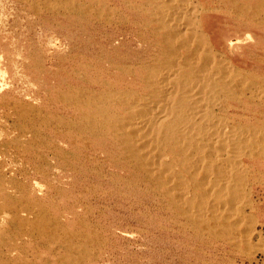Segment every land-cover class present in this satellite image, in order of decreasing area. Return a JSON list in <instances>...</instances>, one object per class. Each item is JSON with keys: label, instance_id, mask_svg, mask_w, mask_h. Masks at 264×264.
Segmentation results:
<instances>
[{"label": "rangeland", "instance_id": "374dc122", "mask_svg": "<svg viewBox=\"0 0 264 264\" xmlns=\"http://www.w3.org/2000/svg\"><path fill=\"white\" fill-rule=\"evenodd\" d=\"M71 1L74 6H78H75L74 8L73 6L71 7L70 0H0V190H2L0 191V232H3L0 233V261L5 259L3 254L8 246L15 245L16 248L13 256L18 262H16L17 264H33L34 262L32 237L29 235L31 224L29 223L28 225L20 226L18 222L13 221L12 217L19 214L22 218H26L24 216H27L26 220L29 218V222L34 221V223H36L38 220L42 223L44 222V225L46 223L45 227H49V223L50 226L58 223V226H53L56 227L52 228L53 230L62 231L68 226L69 228H67V230H70V228L74 230L69 231L72 236V240L70 239L71 241H74L77 236V234H74L75 231H77L76 233L79 235L83 234L81 235L82 237L79 235V237H76L78 241L76 242L75 239L74 242H80L81 244L79 243L80 245L77 244V246L75 243V247L80 248L81 246L83 252L86 250L85 252L87 253H84L88 254L90 252L91 256L89 255V257L80 258L81 260H78L80 264H264L263 153L259 156L258 154H255L254 158L247 163V169H245L247 175L244 172V177L245 175L246 177L242 191L245 194L243 195L242 193V198L238 203L239 206H242L243 210L241 213L239 212L240 216H242L240 219L242 221L239 223L241 225H239L240 229L238 228V230H236L237 225L235 227L234 224L233 233L231 231L223 230V228L218 225L217 227L221 228H216V224H212V226L214 225V228L218 231L221 230L222 234L220 231L218 232L212 227H209L211 230L203 228L204 231L201 229L202 227H198L199 230H196L193 226L189 227V224L185 222L186 220L182 217L180 218L173 208L163 204L164 198L158 191H156V189L149 187L150 185L147 182H144L143 185H136L135 180L131 181L132 177L130 178V181H126V183L119 180L114 183L115 185L110 186L97 183L95 188H92L87 195L82 194V192L79 193L76 189L71 191L63 190L60 192L52 191V184L61 186L62 183L60 184L58 180H54V178L46 173L48 170L46 148L53 142V140H55V128L63 123L58 119V116L62 111L60 93H72L74 87L70 84L74 86L79 85L73 83L76 80V76L81 82L83 75L85 77L86 73H90L92 69L94 71V67L99 66L97 65V62H95V60H98L96 55H101L103 53V43H105L107 36L117 34L118 29H116L115 23L118 20L120 13L122 11L128 13V10L121 9L120 7L124 6L125 2L130 4V2L135 3L143 0H121L122 2L120 0ZM83 1L87 3L82 4ZM75 2H78V4ZM198 3L200 7L204 4V6L208 8L207 19L209 21L210 34L212 37V45H210L212 46L210 47L212 48V55L216 56L215 60L218 61L217 63L220 65H226L227 62L229 63L224 66V69H226L224 71L225 73L228 71V74H223L227 76H225V78L228 80L230 79L231 81L228 87L230 89L234 88L230 90L227 87V89L224 88L221 93L219 92V95L216 97L218 98L221 96L224 99L222 100L221 97H219L220 100L218 99V101L222 102V106L221 104L217 105L218 108L215 106V111H218L221 123H224L227 118L225 116L228 115L231 118L235 117L234 122L238 127L243 124L240 129L244 128L247 130L249 127L250 132L248 133H254L253 136L256 137L257 144L253 145V143H249L245 145V147L247 148L248 145H250L248 149L255 148L261 151L262 146L264 147V131L261 130L260 132L259 128L262 126V129L264 130V20H262L264 17V0H200ZM258 3L259 6H257ZM80 4L82 6H80ZM101 4H103L102 11L101 9L98 10ZM113 4L114 6H112ZM85 5L88 6L86 7ZM106 5H108V7ZM248 5L252 6V9H250ZM91 6H94V9H92L93 7L90 8ZM110 6L112 8H110ZM209 6L211 8H209ZM242 6L245 7L243 8ZM247 6L249 9H247ZM80 7L84 10L80 9ZM216 7H218V9ZM260 7L263 8L261 10L262 12L258 10ZM72 8L73 10H71ZM88 9H91L92 11H89ZM70 12L73 13L71 14ZM101 13L102 18L111 23L110 26L106 25L105 22L101 23L98 21L101 24L97 22L95 17H101ZM109 14L111 15L110 17ZM139 15L140 14L137 12L135 18H138ZM261 16L262 18H260ZM75 22L78 24H75ZM79 22H81V24H79ZM98 24L100 25L99 27ZM249 32L252 34L251 38L246 37ZM94 33L95 35H93ZM70 51L75 54L77 52L73 60L70 57ZM220 56L222 61L220 60ZM98 63L100 64L101 60H99ZM231 63L234 66H230ZM230 67L231 69H229ZM234 71L238 72L240 78L237 77V74L235 75L236 77L234 76ZM229 74H232L234 78L232 75L229 76ZM242 74H246L248 78L244 76L245 80H243L244 78L242 77ZM240 79H242L241 82L238 81ZM243 81L246 82V84L243 83ZM249 81L252 84H249ZM248 84L251 86H247ZM131 90H133V88ZM233 96L236 98H233ZM230 102L232 103L231 106L226 107L225 105H228ZM237 121L240 122L237 123ZM245 123L248 127L245 126ZM251 125L254 127L256 126L254 130L256 133L253 131L251 132V128L253 127ZM257 131H259V135L257 134ZM259 136L262 137V140H260ZM261 141L263 143H261ZM74 144L75 143L68 141L60 143V148H66V153L64 154V152H62L61 158H63H60L61 161L66 160L69 164L71 163V165L77 163V159L81 157L80 155L85 151V148L83 149L82 145L77 147L76 144ZM259 144L260 146L257 147ZM109 147H111V144ZM67 152L70 154L69 157ZM72 154L74 155L72 156ZM49 159L51 158L49 157ZM50 170L51 174L54 176L65 174L67 170L73 172L72 169L66 168H62V170L59 168H51ZM64 179L66 181L62 186L70 187L67 181L70 178L64 177ZM133 182L134 184H131ZM14 186L19 187L15 188ZM29 189L30 191H28ZM18 190H21V192ZM102 193H106L107 198L104 199V201H100L99 204L94 201V196ZM141 193L144 194L142 195ZM135 194L137 196H135ZM7 196L11 198V201ZM76 198L82 199L83 202L80 206H74ZM27 199L30 201H27ZM23 200H26L29 205ZM36 200L38 203H36ZM11 205L14 206L11 207ZM30 205L34 206L31 207ZM30 207L32 209L31 211H29ZM44 207L46 211L48 209L51 214L48 211H42ZM166 208L170 209V211H167ZM25 209H28L29 215H26V212H23L27 211ZM38 209H41L42 213L40 210L38 212ZM19 212L24 214H20ZM37 212L39 216H42L45 220H51L46 222L43 218L37 216ZM91 212L93 213L92 215ZM154 213H156V215ZM237 213L238 211H236V213L234 212L232 216L233 220L234 218H239V213L238 215ZM82 214L85 216L83 217ZM91 216L93 217L91 218ZM46 217L48 219H46ZM107 217H110L109 220ZM55 218L59 219L57 220ZM147 221L148 223H146ZM118 222H120V224ZM7 225L10 227L7 228ZM121 225H123V227ZM21 229H25L27 232H25V230L24 232H21ZM79 230H82V232L80 233ZM88 233L91 237L87 236ZM218 234H221L222 236H218ZM92 238L94 240L97 238L98 241L97 239L94 241ZM188 238L189 240H187ZM23 239L24 241H22ZM8 242L11 243L8 244ZM19 242H23V245ZM87 242L92 243L87 244ZM82 243L87 249L83 248ZM100 245H105L106 248L104 247V249L103 247H100ZM91 246L94 250H90ZM93 246L97 248H94ZM82 249L78 251L79 253L76 252L77 255L73 252V255L75 254L74 256H79V254L82 253ZM93 252L95 256L100 258H98V261L94 260L95 256L92 254ZM70 257L71 259L75 258H72V256ZM75 259H73L74 261L72 260V262L79 264Z\"/></svg>", "mask_w": 264, "mask_h": 264}, {"label": "bare ground", "instance_id": "6f19581e", "mask_svg": "<svg viewBox=\"0 0 264 264\" xmlns=\"http://www.w3.org/2000/svg\"><path fill=\"white\" fill-rule=\"evenodd\" d=\"M199 1L200 0H143L141 2L139 1L135 3L130 2V4H127V2H125V5L120 7L121 9L128 10V13H124L123 11L120 13L118 20L115 23V27L116 29H118L117 34L107 36V38L105 39V43H103V53L101 55H96L98 60H95V62H97V65L99 66L94 67V71L92 69L90 73H86L85 77L83 75L81 82L77 79L76 76V80L73 83L79 85H77V87L70 84L72 87H74L72 93H60V100L62 102L60 104L62 111L60 112L61 114L58 116V119L63 123L59 124L60 126L58 127L55 126V140H53V142L50 143L46 148V157L48 163V170L46 171V173L47 175L54 178V180H58L60 184H63L66 181L64 177L70 178L67 180L70 187H65L64 185L62 186V184L61 186L56 184L53 185L51 183L53 188L52 191L54 190L55 192H60L63 190L71 191L76 189L79 193L82 192V194L87 195L92 188H95L97 183L110 186L115 185L114 183L119 180L126 183V181H130V178L132 177L131 181L135 180L136 185H143L144 182H147L150 185L149 187L156 189V191H158L164 198V203L162 201L161 202L168 207L173 208L175 213L180 218L182 217L186 220L185 222L189 224V227L193 226L196 230H199L198 227H202L201 229L208 228V230H211V227L214 228L216 226V228H219L217 227L218 225L221 226L223 230L231 231L233 233V226L235 224V227L237 225L236 230H238V228L240 227L239 225H241L239 223L240 221H242L240 220L242 217L240 216V213L241 211H243L242 206L240 205V207L238 203L242 198L245 177L247 175L245 169H247V163L254 158L255 154H258V156L261 153L264 154V147L261 145L263 149H261V151L252 148L253 146L251 147L252 149H248L250 145H248V147L246 148L245 145L249 143H253V145L257 144V139L253 136L254 133H248L250 131L249 127L246 126L247 124L245 123V126L248 127L247 130H245L244 128L240 129L243 124L238 127L234 122L235 117L231 118L228 115L225 116L227 118L224 123H221L220 115H218V111H215V106L217 108V105L219 104H221L222 106V102L218 101L219 97L221 96H219L218 98L216 96L219 95V92L221 93L224 88L227 89L231 81L230 79L228 80L227 78H225V74L228 71L225 73L224 70L226 69H224V66H226L228 62L226 63V65H220L219 63H217L218 61L215 60L216 56L212 55V48H210L212 47L210 46L212 45V37L210 34L209 21L207 19L208 8H206L204 4L202 5L203 7H200L198 3ZM70 2L71 7L73 6L74 8L76 5L74 6L71 0ZM75 3L78 4V2ZM84 3L85 2L83 1L82 4ZM88 3L90 4L89 1ZM103 4L99 6L98 10H103ZM108 5L106 6L108 7ZM80 6L82 5L80 4ZM112 6H114V4ZM248 6L250 7V9H252V6ZM248 6L247 9H249ZM257 6H259V3ZM261 7L258 10L261 11L264 8ZM73 8L71 10H73ZM90 8L94 9V6H91ZM110 8L112 7L110 6ZM209 8L211 7L209 6ZM216 8L218 9V7ZM80 9L83 8L80 7ZM89 11L92 10L90 9ZM137 12L140 15L138 18H135L137 16ZM100 15L101 17H95L97 22H105L106 25L110 26L111 23L108 20L106 21V19L102 18V13ZM110 16L111 15L109 14V17ZM260 18H262V16ZM263 18L262 20H264ZM100 22L98 23L101 24ZM75 24L78 23L75 22ZM79 24H81V22H79ZM99 24L98 27L100 26ZM93 35H95V33ZM251 36L252 34L249 32L247 33L246 37L251 38ZM76 54L74 52L70 53V57L72 60L76 56ZM99 60H101L100 64L98 63ZM230 66L234 65H232L231 63ZM229 69H231V67ZM236 74L237 77L240 78V76H238V72H235L234 76ZM230 75L232 74H229V76ZM244 76H246V74H242L243 78ZM241 80L242 79L238 81L241 82ZM243 80H245V78ZM243 83L246 84V82L244 81ZM250 83L251 82L249 81V84ZM249 84L247 86H251ZM132 88L133 90H131ZM233 98L236 97L233 96ZM221 99L223 100L224 98L221 97ZM231 104L232 103L230 102L225 106L229 107L231 106ZM239 122L237 121V123ZM255 127H252L254 129L250 127L251 132H255ZM259 128L260 132L261 130L264 131L262 129V126ZM258 132L259 131H257V134L259 135ZM261 138L262 137H260V140H262ZM67 141L75 143L77 147L82 145V148H85V151L80 155L81 157L77 159V163L73 165H71V163L69 164L66 160H60L62 152H64V154L66 153V148H60V143H65ZM261 143L263 142L261 141ZM110 144L112 149L111 147H109ZM258 146H260V144L257 145V147ZM254 149L257 151H255ZM67 155L69 157L70 154H68L67 152ZM73 155L74 154H72V156ZM49 157L51 159H49ZM51 168H59L61 170L62 168L72 169L73 172H69V170H67L65 174H58V176H54L51 174ZM244 172L246 174L245 177ZM131 184H134V182ZM17 187L19 186H16L15 188ZM18 191L21 192V190ZM28 191H30V189ZM244 194L245 193H243V195ZM135 196L137 195L135 194ZM106 198V193H102L99 195L97 194L94 196V201L100 204V201H104V199ZM10 199L11 198L9 197V200ZM27 201L30 200L27 199ZM27 201L25 202L26 204L28 203ZM82 202L83 201L81 198H76L74 206H80ZM36 203H38V201ZM27 205H29V203ZM13 206L14 205H11V207ZM30 206L33 207L34 205ZM17 207L20 208L19 206ZM31 207L29 211L32 210ZM44 209L42 211L45 212L46 209ZM25 210L27 211L23 212H26L27 215L29 211L28 209ZM39 210L41 212V209H38V212ZM168 210L170 211V209H167V211ZM235 210L240 213L239 218H234L233 220L232 216L234 212L236 213ZM38 212L36 214H38ZM19 213L24 214L22 212ZM92 214L93 213L91 212V215ZM154 214L156 215V213ZM37 216H39V214ZM84 216L85 215H83V217ZM93 216H91V218ZM20 217L21 216H19V214H16L12 217V220L18 222L20 226L26 224L28 225L29 223L31 224L29 235H31L32 237L31 240L34 258L33 264H74L76 262H72V260L75 258L77 259H75V261L78 262V260L82 257H89L90 252L88 250L87 251L89 253L85 254L87 252H85L86 250H84V253L81 246L80 248L75 247V243L78 241L76 237L79 235L78 233H76L77 231H75L74 233L77 234L76 237L72 233L76 239V242H74L75 239L74 241H71V232L69 233L70 230H74H72L71 228L70 230H67V228H69L68 226L66 229L64 228V230H62V228V231H58L52 229L56 228L53 226L57 225L58 223L52 226H50L49 223V227H45L46 223L44 225V222L42 223L39 220L37 221L36 218L35 220L37 222L34 223V221L29 222V218L28 220H26L27 216H24L26 218L21 217L22 219ZM39 217L43 218L42 216ZM107 218L109 220L110 217ZM46 219L48 218L46 217ZM49 220L45 221L49 222ZM118 223L120 224V222ZM146 223H148V221ZM212 224L216 225L212 226ZM121 226L123 227V225ZM8 227L10 226L7 225V228ZM24 230L21 229V232H24ZM82 230H79L80 233L82 232ZM214 230L218 231L215 228ZM219 231L221 233V230ZM25 232L27 231L25 230ZM220 235L218 234V236ZM87 236L89 237L90 234L88 233ZM96 239L93 240L96 241ZM187 240H189V238ZM22 241H24V239ZM10 243L11 242H8V244ZM79 243H76V245L81 244ZM88 243L89 242H87V244ZM85 247L86 246H84L83 244V248L87 249ZM100 247L106 248L105 245H100ZM15 248V245L8 246L7 250L3 254V257L5 259L0 261V264L18 263L16 261V258H14L13 256ZM80 249H82V253L80 252L81 254H79V256H74L75 254L77 255L76 252L80 251ZM92 249L93 248L91 246L90 250ZM73 252H75L74 255ZM92 254H94V252ZM70 256H72V258H75L71 259ZM98 258L99 257L95 256L94 260L98 261L100 259Z\"/></svg>", "mask_w": 264, "mask_h": 264}]
</instances>
